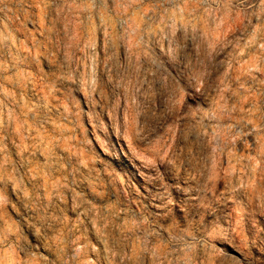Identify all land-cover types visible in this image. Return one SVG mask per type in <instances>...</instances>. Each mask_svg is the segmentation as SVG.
<instances>
[{"label":"clouds","instance_id":"obj_1","mask_svg":"<svg viewBox=\"0 0 264 264\" xmlns=\"http://www.w3.org/2000/svg\"><path fill=\"white\" fill-rule=\"evenodd\" d=\"M108 128L187 198L102 174ZM262 221L264 0H0V264H264Z\"/></svg>","mask_w":264,"mask_h":264},{"label":"rangeland","instance_id":"obj_2","mask_svg":"<svg viewBox=\"0 0 264 264\" xmlns=\"http://www.w3.org/2000/svg\"><path fill=\"white\" fill-rule=\"evenodd\" d=\"M78 99H80V107L82 109V123L86 129L91 130L87 116L89 105L86 99ZM105 124L107 127V120ZM95 137H98V139L93 136H89V139L92 141L94 149L92 159L96 162L97 169L102 174L106 171L112 176H118L123 181V185H120V187L128 189L131 199L143 197L142 202L145 204L149 200H153L154 204H159L162 200L169 198L178 202L186 199L187 195H189L182 190L178 191L174 186H168L166 190L161 187V182L156 179L155 172L148 166V162L137 155L128 141L124 137L116 135L111 128H108L106 133L96 131ZM65 146H72L70 139ZM85 162L87 163L88 161L86 160ZM101 162L106 168L100 167ZM164 184H168V181L165 180ZM30 239L33 238L30 237ZM33 244L38 245V256H47L51 259V255L44 247L43 242L33 239ZM231 255L236 259L239 258V254L234 251Z\"/></svg>","mask_w":264,"mask_h":264}]
</instances>
